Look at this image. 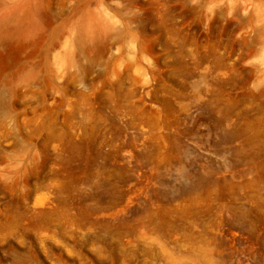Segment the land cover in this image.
Listing matches in <instances>:
<instances>
[{
  "label": "rangeland",
  "instance_id": "obj_1",
  "mask_svg": "<svg viewBox=\"0 0 264 264\" xmlns=\"http://www.w3.org/2000/svg\"><path fill=\"white\" fill-rule=\"evenodd\" d=\"M0 264H264V0H0Z\"/></svg>",
  "mask_w": 264,
  "mask_h": 264
}]
</instances>
